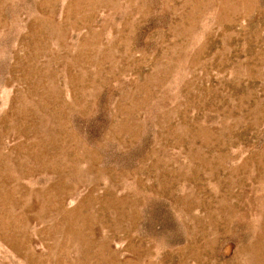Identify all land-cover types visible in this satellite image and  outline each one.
Segmentation results:
<instances>
[{"label": "rangeland", "instance_id": "obj_1", "mask_svg": "<svg viewBox=\"0 0 264 264\" xmlns=\"http://www.w3.org/2000/svg\"><path fill=\"white\" fill-rule=\"evenodd\" d=\"M0 264H264V0H0Z\"/></svg>", "mask_w": 264, "mask_h": 264}]
</instances>
